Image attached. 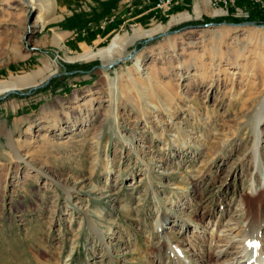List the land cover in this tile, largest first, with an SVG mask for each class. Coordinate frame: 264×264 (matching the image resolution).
I'll return each mask as SVG.
<instances>
[{"label": "rangeland", "instance_id": "1", "mask_svg": "<svg viewBox=\"0 0 264 264\" xmlns=\"http://www.w3.org/2000/svg\"><path fill=\"white\" fill-rule=\"evenodd\" d=\"M118 1L0 0V81L28 78L0 98V264H243L264 251V28L202 25L253 20L214 1L96 30ZM112 45L132 58H73Z\"/></svg>", "mask_w": 264, "mask_h": 264}, {"label": "crops", "instance_id": "2", "mask_svg": "<svg viewBox=\"0 0 264 264\" xmlns=\"http://www.w3.org/2000/svg\"><path fill=\"white\" fill-rule=\"evenodd\" d=\"M156 1L157 0H119L118 7L114 12L103 15L100 19H98L97 22L91 25L95 26L96 30L100 32L106 30L108 27H113L114 30H120L123 28H128L130 24H136V26L147 25L154 22L155 20H158L162 16H165L166 14L177 11H191L192 14L196 16L194 18H198L202 14L210 15L209 11L211 10L210 5L212 0H180L178 3H174L168 11H163L156 8ZM223 4L226 5L223 1L219 2V5ZM236 6L243 8V10L249 11L250 19L256 21L264 20V7L262 6V4L256 2L255 0H235L234 3L229 5V15L227 14L228 16H226V18H235L233 15H231V13L234 12ZM196 9L197 12L199 11L198 15H195ZM169 22L175 21H171L170 17Z\"/></svg>", "mask_w": 264, "mask_h": 264}, {"label": "bare ground", "instance_id": "3", "mask_svg": "<svg viewBox=\"0 0 264 264\" xmlns=\"http://www.w3.org/2000/svg\"><path fill=\"white\" fill-rule=\"evenodd\" d=\"M211 5H210V8H211L212 13H214V15L222 14V13L226 12V10H224L223 8L217 7L216 3L214 4V7H213V2H211ZM45 11H46L45 7H43V6H41L39 4V10H38V12H37V14L35 16V22L33 23L34 27H37L38 29H43L44 28V26H45V16H44ZM188 17H190L188 13L174 15V16L171 17V21L172 20L173 21H178L181 18H188ZM30 30H31L30 27L29 28L28 27L25 28L26 32L30 31ZM32 30H34V29H32ZM153 30L156 31L155 28H153ZM153 30H141L140 28H135V29H133V33H132L130 39L133 41V40H135L137 38H140L141 36L152 35L154 33ZM149 37H153V36H149ZM117 51L118 50L115 47V45H112V46H109V47L100 48V49H98L96 51H91V50L90 51H86V52H84L82 54L77 55L76 57H73V58L87 59L88 60V59H91V58L99 57V58L102 59L103 66L104 67L108 66V68H110L114 64H117V62H119V61L132 58V56H130V55H127V56H125L123 54L113 55V53H116ZM135 60H136V62H138L139 61V57L138 56L135 57ZM39 73L40 72H38L37 74H39ZM26 83H28V78L27 77H23V78H20V79H19V77H17V79L12 81V83L5 82V81L4 82L0 81V93H2L4 91L5 94L7 95L9 93V91H12L13 89H19V88H12L13 86L19 87L20 85H24ZM5 94H3V95H5ZM3 95H1V96H3ZM167 221H168V216H163V219L161 221V227L164 224H166ZM260 224H261V222L257 221V222L251 223V226L253 227L254 231H258V229L260 227H262V226H260ZM255 242H257V244L254 243L252 245L251 244L249 245L250 247H253V250L249 249V251H247L246 246L243 244V247L241 248V252H240V256L241 257L240 258L237 257V261H240V259L242 258L241 260H242L243 264H263V261H264L263 248L260 249L259 248V242L258 241H255ZM225 250L226 249H223V248L219 249L218 256L220 255L219 253H221V252H223ZM254 252H257V253L254 254ZM250 253H252L253 256ZM249 260H250V263H247Z\"/></svg>", "mask_w": 264, "mask_h": 264}, {"label": "water", "instance_id": "4", "mask_svg": "<svg viewBox=\"0 0 264 264\" xmlns=\"http://www.w3.org/2000/svg\"><path fill=\"white\" fill-rule=\"evenodd\" d=\"M218 24H229V25H236V26H256V27H263L264 28V23H259L255 20H245V21H241V22H229V21H222L220 23L218 22H215V21H211L207 24H202V25H218ZM177 30H171V32H176ZM168 32H164V34H166ZM154 37H149L145 40H148V39H152ZM13 92H16L14 90L12 91H9V93H13ZM8 93V94H9ZM6 95V94H5ZM5 95L1 96L0 98H3Z\"/></svg>", "mask_w": 264, "mask_h": 264}, {"label": "built area", "instance_id": "5", "mask_svg": "<svg viewBox=\"0 0 264 264\" xmlns=\"http://www.w3.org/2000/svg\"><path fill=\"white\" fill-rule=\"evenodd\" d=\"M179 1L180 0H157L155 2V7L163 11H168L174 3H178ZM212 1H213V7H214V1H233L235 2V0H212ZM259 1L264 3L263 0H259ZM236 9H243V8L236 6Z\"/></svg>", "mask_w": 264, "mask_h": 264}, {"label": "trees", "instance_id": "6", "mask_svg": "<svg viewBox=\"0 0 264 264\" xmlns=\"http://www.w3.org/2000/svg\"><path fill=\"white\" fill-rule=\"evenodd\" d=\"M225 20V18H222V19H216V20H221V21H224ZM211 22V21H210ZM261 22H263L264 23V20H262Z\"/></svg>", "mask_w": 264, "mask_h": 264}]
</instances>
